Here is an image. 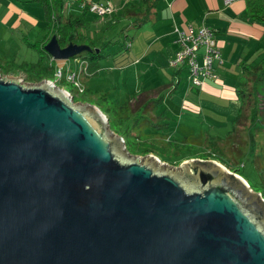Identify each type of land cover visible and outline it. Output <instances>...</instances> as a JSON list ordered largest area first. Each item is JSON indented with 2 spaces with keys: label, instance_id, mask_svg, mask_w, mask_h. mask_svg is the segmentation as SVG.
<instances>
[{
  "label": "water",
  "instance_id": "obj_1",
  "mask_svg": "<svg viewBox=\"0 0 264 264\" xmlns=\"http://www.w3.org/2000/svg\"><path fill=\"white\" fill-rule=\"evenodd\" d=\"M42 47L91 49L53 32ZM103 114L49 77L0 73V264H264V198L243 176L124 152Z\"/></svg>",
  "mask_w": 264,
  "mask_h": 264
},
{
  "label": "crops",
  "instance_id": "obj_2",
  "mask_svg": "<svg viewBox=\"0 0 264 264\" xmlns=\"http://www.w3.org/2000/svg\"><path fill=\"white\" fill-rule=\"evenodd\" d=\"M77 1L62 0V13H75V4L76 8L82 10L78 7ZM99 1L109 2L111 11L108 12V15L104 13L101 16L93 11H86L85 14L88 17L86 16L87 21L82 25L81 31L92 41V45L97 41H100L99 44H104L101 51L102 55L96 58L97 61L94 59V65L92 61L90 62L89 59L79 53L73 55V57L71 56V59L60 58L61 61L58 62L53 59L54 63L62 64V69L70 70L76 68L80 59H84V71L79 73L84 87H88L85 83L90 85L88 81L90 74L100 73L102 65L113 67L117 72L119 70L121 84L117 86V91L121 96L127 100L142 95L136 107V114L147 115L151 113L155 118L157 116L163 117L164 121H158L155 118L150 119V117L144 120L145 122L158 121L159 123L154 126L173 130L168 136L166 131V136L164 138L159 137V139L173 142V138L177 137L182 139L183 144L190 140L191 144H187L186 150L191 151V147H198L199 149L205 147L201 145V139L206 141L208 135L214 134L222 137L228 129L223 128L226 124H231L232 131V123L235 121L233 114L238 110L241 102L236 91L238 75L244 69L242 67L244 62H253L260 57L254 56L256 53L254 51L259 46L262 48L259 37L264 30V21L251 20L242 16L244 0H166L167 5L170 4L171 8L178 9L177 15L180 19L177 20L176 16H172L165 28L153 26V31L149 28L158 15L157 0L155 6L150 8V10H155V16H152L154 12H149L148 16L151 19L137 26L127 24L126 20L122 23L120 21L122 17L126 19L132 14L141 13L144 3H131L136 6L134 7L127 4L129 3L128 0ZM144 1L147 2V0ZM108 19H111V21L106 22ZM188 22L193 25L204 23L214 30V36L222 58L220 63L213 60L215 76L204 78L199 85L190 84L186 77L183 81H180L181 68L185 67L184 65L174 67L167 63V59L172 55L175 46L174 42L171 41L174 25L184 27ZM113 23H120L117 32L120 35L124 33L121 47H118L120 46L118 43L117 47L111 45L106 47L113 42L104 43V40L110 38L112 34L109 35L106 28L104 32L103 28H109ZM34 25H37V31L32 39H42L43 35L47 36V33H52L53 22L48 24L43 13V7L38 0H0V41L4 37L14 35L24 41L28 35L27 30L33 28ZM136 27L139 28L134 29ZM119 53L121 54L118 56ZM121 58L123 60H118ZM89 65L97 66L94 73H91V69L88 68ZM184 72L186 74V68ZM92 89H95V87ZM140 93L145 95H140ZM257 94L261 95L260 104H257V100L255 102L257 107L254 112L253 110L245 111L250 121L247 130L245 128V132H247L245 138L246 149L241 154L245 156L246 164L253 165L254 179H248L249 172L244 177L249 181H260L261 176L264 178V81L258 86ZM96 97L98 98V96ZM154 99L157 100L154 102ZM95 101L91 100V103L97 105ZM153 103H158L163 107L157 115L154 113L155 109L153 108L156 104ZM169 109L171 113L174 112L179 116H184L180 129L178 128L179 123L175 125L168 122ZM104 113L106 114V110ZM189 117H192V120L201 123L204 127L199 126L197 123L190 124ZM143 128L146 129V125ZM172 134L174 136H171ZM193 138L194 140H192ZM197 142L198 144H196ZM173 145L175 148L170 150L174 153H181L185 148L183 147L180 150L181 147H176V143H173ZM199 149L195 151H201ZM205 150L208 149L205 148ZM230 163L232 164V162ZM242 164L244 165L243 160Z\"/></svg>",
  "mask_w": 264,
  "mask_h": 264
},
{
  "label": "rangeland",
  "instance_id": "obj_3",
  "mask_svg": "<svg viewBox=\"0 0 264 264\" xmlns=\"http://www.w3.org/2000/svg\"><path fill=\"white\" fill-rule=\"evenodd\" d=\"M128 2L129 3H127V4H129V5L131 3H135V2H136V4H138L139 2H142V3H144L143 8L146 5L145 4L146 1H144V0H128ZM77 5H78V7H80L78 3H77ZM131 5L136 7L134 4H131ZM82 7H84V5H82ZM156 7L158 8V15L155 17V21L152 23V25H150L149 30L153 31V28L155 26H158L159 28H162V27L165 28L169 24V21H170L172 16H176L177 20L180 19L177 15L179 12L178 9L177 8H171L170 4L167 5L166 0H157ZM74 9H75L76 13L80 11L79 8H76V4L74 5ZM86 16L88 17V15H86ZM127 19L128 18L125 19V17H122L120 23H122L124 20L127 21ZM191 22H193V21H191ZM120 23H116V24L113 23L109 28L108 27L103 28V30L106 28L107 29L106 31L108 32V34L109 35L112 34L111 36H114L115 35L114 33L116 32L117 33L116 39H118V41H116V42H115L116 39L112 40L111 42H113V43H109L106 47H108L110 45L112 47L113 46L117 47L118 42H120V43L123 42V39L120 37V34L117 32L118 28L120 27ZM138 28L139 27H136L134 29H138ZM155 30H157V29H155ZM36 31H37V25H34L33 28H29L27 30L28 35L26 37V41L27 40H29V41L33 40L32 38H33V35H35ZM104 32H105V30H104ZM172 35H173V33H172ZM121 46L122 45H120L118 47H121ZM254 52H256L254 54V56L259 57L262 54H264V49H262L259 46V48ZM37 53L38 52L36 50L32 49V47H30L26 42L22 41L20 39V37H16L15 35L9 36V37H4L0 41V57H2L1 59L4 60V61L0 62V70L3 71V68H1V66H5L7 70L0 72V73H3V74L8 75V76H11V75L18 76V77H20V79H22L24 81H33V80H30L29 78H27L28 76L26 73V67L34 64V63L31 64L30 61H33L35 59ZM120 54L121 53H119L118 56ZM72 57L69 56V57H67V59H71ZM54 59H56L57 62L61 61L60 58H54ZM118 60L121 61L123 59L121 58ZM57 62H55V63L53 62L54 64L52 67L51 79L53 80V82L55 84L61 86V87L67 88L68 89L67 91L71 94V96H73L74 100L87 101L90 103H91V100H96L95 103L100 108H104L106 111H108L109 113H106V114L104 113L106 115V120H107L106 126L109 127L110 129H112L115 133H118L122 136L124 146H123L122 142H120V143L122 145V150L124 152H127V150L130 152L134 151V152H137V154L139 156H143L144 153L149 152L158 158V161L160 162V164L168 166V167H173V168L177 167V168L181 169L182 171L188 169L186 162H183V161H186L185 159L188 160L190 157H193V158L197 157V155H196L197 152L195 150L199 149L198 147H191V151L186 150L187 144L188 145L191 144L190 140L188 142H186V144H183L182 139L177 138V137L173 138L174 139L173 142L171 140L159 139V137L164 138L166 136L165 135L166 131H167V136H168L169 133H171V131L173 132V130L170 131V130H167L168 128L167 129L166 128H164V129L159 128V126H154L152 124H148L147 121L146 122L142 121V122H140L141 124H139L138 126L137 125L135 126V123H134L132 117L135 116L137 113L136 107L140 102V99L142 96L141 94H143V95H145V94L140 93L141 96H139L137 98L127 99V101H128L127 108L122 109L120 101H124L125 97H122L121 94L117 91V88H118L117 86L119 84H121L120 79H119V75H120L119 70L117 72L116 70H114L113 67H107L106 65H102L100 67V73H96L95 70L92 71L93 73L94 72L95 73L90 74V79L88 80L90 82V85H87V83H85L86 86H88L90 88L84 87V84L81 81L82 78L79 74L77 79L80 82V84L78 87H76L77 85L74 86L70 80H67L65 78V76L63 74L65 69H62L63 68L62 64H56ZM55 66H57V67L59 66L60 70L62 71L61 72L59 70L60 74L58 76L55 75L56 71L58 70V68H55ZM23 68H24V70H23ZM184 70H185V67H182L181 68L182 72L180 73V75H181L180 81H183V79L185 78ZM43 77H47V76H43ZM43 77H40L39 79H41ZM92 81H94V82L91 83ZM93 87H95V89H92ZM254 95L257 98L256 100H258L257 104H260L259 99H260L261 95L260 94L256 95V93ZM96 96H98V98ZM250 102H251V100H250ZM254 102H255V100H254ZM153 104L155 105L156 103H153ZM256 107H257V105H256ZM153 108L155 109L154 113L157 115L160 113L159 111L163 107L157 103L155 106H153ZM123 112L127 114L128 118L126 119V121H125L124 117L122 116ZM172 113H173V115H172ZM172 113L170 112V109H169L168 114H170V115H167V119H169L168 122H170L171 124H175V125H176V123L177 124L179 123L178 128L180 129V124L182 123L184 116H179V115H177V113H174V112H172ZM142 117L145 119H147L148 117H150V119L155 118V116L151 113H149L147 115L143 114ZM155 119L158 121H164L163 117H160V116L159 117L157 116V118H155ZM138 120H141V119H138ZM188 120H189L190 124H196L197 123L199 126L201 125L202 127H204V125H202L201 123L192 120V117H189ZM249 121H250L249 117L246 113H245V116L239 115V117H237L235 119V121L232 123V132L231 133L228 132V130H231V124L229 123V124H226L223 126V128H226V129L228 128V129H227V134H224L222 137H219V136L212 134V135H208V137H206V138H209V139H206V141H205V139H201V145H203L205 147H202V149H199V150L207 152V154H205L204 157H202V156H199V157L202 159H206V161L207 160H215V163L217 165H219V167H223V166L227 167L228 169H230V171H234L235 173H238L240 175H241L240 172H242L241 176H243V178H244V175L247 176V174L249 172L250 175L247 177L249 180H253L254 179L253 165L251 164V166H249L248 163L246 164L245 156L241 155L242 153H244V151L246 149V146H245L246 139L245 138H246L247 132H245V128L247 130ZM238 124H240V125H238ZM144 125H146V129L143 128ZM127 127H128V129H126ZM238 128H240L239 132H238ZM171 136H174V135L172 134ZM192 140H194V138ZM259 140L261 141V139H259ZM157 143H159V144H157ZM173 143H176V147H179V148L181 147L180 150L183 147H185L183 149L184 151L182 150V152H181V154L183 156L185 155L184 157L177 159L178 157L175 156L176 153H174L172 150H170L171 148H175ZM196 144H198V142ZM143 147H147L150 150L143 152V150H142ZM199 147H200V145H199ZM205 148H207L208 150L210 149V151L205 150ZM242 160L244 162V165L242 164ZM225 161L232 162V165L237 167L236 168L237 170L231 168V166H229V165L227 166ZM159 162H157V163H159ZM243 168H245V170H243ZM248 182L253 187H254V184L257 185L258 187H256V189H254L252 187L251 188L253 190H258L260 192L261 196L263 197V194L260 190V189L264 188L263 176H261L260 181L256 180V181H248ZM256 196L258 198H260L259 194H256Z\"/></svg>",
  "mask_w": 264,
  "mask_h": 264
},
{
  "label": "trees",
  "instance_id": "obj_4",
  "mask_svg": "<svg viewBox=\"0 0 264 264\" xmlns=\"http://www.w3.org/2000/svg\"><path fill=\"white\" fill-rule=\"evenodd\" d=\"M42 7H43V13L46 18V21L48 22H53V27L51 28V31L55 33L57 41L60 45L64 44L66 41L71 40L75 42L83 41L86 42L92 47L91 49H83L80 50L78 53L84 55L89 61H92V64L94 65L96 58L98 56L102 55L101 51L104 47V44H99L97 41L95 44L92 45V41L89 40L86 34H84L81 31L82 25L85 24L87 21L86 19V11H88L87 7H80L82 10L79 12H71V13H62L61 11V3L62 0H38ZM156 0H147L145 2V7L143 8L141 13H135L132 14L130 17L127 19V24H131L132 26H137L139 24H142L146 20H149L148 13L149 12H154L153 17L155 16V10H150L152 6H155ZM111 14V13H110ZM242 16L251 19V20H256V21H264V0H244V5H243V10L241 12ZM106 15V14H105ZM108 15V13H107ZM111 21V19H108L106 22ZM50 33H47L46 35H43L42 39H33L31 41L29 40H24L32 49L36 50L38 53L36 54V57L33 61H30V63H34L28 67H26V73H27V78L30 80H38L40 77L47 76L49 78L52 77V67H53V59L50 57V55L44 50L42 47L43 42L48 38ZM126 34V33H125ZM124 33L120 35L122 38ZM46 36V37H44ZM116 36H111L108 39H105L104 43L111 42L112 40L116 39ZM118 41V39H116ZM115 40V41H116ZM260 44L262 48L264 49V30L262 31L260 37H259ZM102 43V42H101ZM118 45H122V43L118 42ZM94 46H97V49H94ZM103 46V47H102ZM77 53V54H78ZM0 57V62L4 61ZM95 59V60H94ZM97 61V60H96ZM27 63V62H26ZM89 65L88 68L91 69V72L96 69L97 66ZM242 67L244 68L243 71L238 75V83L236 84V91L238 93V96L240 97V106L238 110L233 114L234 119L239 117V115H244L245 116V111L248 110H255L256 108V97L255 93L258 90V86L264 81V54H262L257 60L253 62H244L242 64ZM3 68V71H6L5 66H1ZM75 69V68H74ZM24 70V68H23ZM0 70V72H3ZM25 73V72H24ZM79 74V73H78ZM79 76V75H78ZM26 77V76H25ZM71 81V80H70ZM72 82V81H71ZM73 83V82H72ZM74 85V83H73ZM75 86V85H74ZM67 89V88H66ZM252 98V99H251ZM72 99L73 96H72ZM154 99L153 101L155 102ZM251 100V102H250ZM255 100V102H254ZM152 101V102H153ZM122 109L127 108V103L128 101H120ZM252 107V108H251ZM100 108V107H99ZM102 111L105 109L100 108ZM247 109V110H246ZM106 113H109L106 111ZM122 116L124 117L125 121L128 118L126 113H122ZM143 115L136 114L133 116V121L135 123V126L141 124L140 120L142 119L143 122H145V118L142 117ZM145 119V120H144ZM137 120V121H136ZM141 121V122H142ZM148 124L152 125H157L159 122L158 121H147ZM128 129V127L126 128ZM231 133L232 131H228ZM227 134V132L225 133ZM209 139V138H208ZM143 152L150 150L147 147H143ZM210 151V150H207ZM134 152V151H133ZM207 152L204 151H199L197 152V156H202L204 157ZM176 157L182 158L184 157L181 153H176ZM226 165L231 166V168L237 170L235 166H233L230 162L225 161ZM239 171V170H238ZM240 172V171H239ZM242 174V172H240ZM244 175V174H243ZM244 177H246L244 175ZM247 182L249 181L246 178ZM248 184L251 186V184L248 182ZM252 188L256 189L258 187L257 185L254 184V187L251 186ZM260 188V187H259ZM263 197H264V188L260 189Z\"/></svg>",
  "mask_w": 264,
  "mask_h": 264
},
{
  "label": "built area",
  "instance_id": "obj_5",
  "mask_svg": "<svg viewBox=\"0 0 264 264\" xmlns=\"http://www.w3.org/2000/svg\"><path fill=\"white\" fill-rule=\"evenodd\" d=\"M77 3L80 7L84 5L88 11H93L100 16L111 11V6L107 1L78 0ZM171 41L175 46L167 63L174 67L184 65L186 78L190 83L199 84L204 78L215 76L213 60L220 63L222 58L214 30L211 27L204 23L193 25L190 22L184 27L174 25ZM84 65V59H80L75 69L63 72L65 78L71 80L75 86L77 85L76 87L80 84L77 79L78 73L84 71ZM55 68H58L55 74L58 76L61 70L59 66Z\"/></svg>",
  "mask_w": 264,
  "mask_h": 264
},
{
  "label": "clouds",
  "instance_id": "obj_6",
  "mask_svg": "<svg viewBox=\"0 0 264 264\" xmlns=\"http://www.w3.org/2000/svg\"><path fill=\"white\" fill-rule=\"evenodd\" d=\"M51 57V56H50ZM52 59H54L53 57H51ZM185 77H186V74H185ZM187 79V78H186ZM188 81V80H187ZM189 82V81H188ZM190 83V82H189ZM192 84V83H190ZM200 84V83H199ZM199 84H192V85H199ZM68 90V89H67Z\"/></svg>",
  "mask_w": 264,
  "mask_h": 264
},
{
  "label": "bare ground",
  "instance_id": "obj_7",
  "mask_svg": "<svg viewBox=\"0 0 264 264\" xmlns=\"http://www.w3.org/2000/svg\"><path fill=\"white\" fill-rule=\"evenodd\" d=\"M96 109V108H95ZM104 115V114H103Z\"/></svg>",
  "mask_w": 264,
  "mask_h": 264
}]
</instances>
